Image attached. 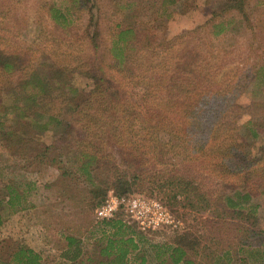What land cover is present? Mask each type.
<instances>
[{
  "label": "trees",
  "instance_id": "trees-1",
  "mask_svg": "<svg viewBox=\"0 0 264 264\" xmlns=\"http://www.w3.org/2000/svg\"><path fill=\"white\" fill-rule=\"evenodd\" d=\"M90 1L76 0L83 12H91ZM52 5L49 18L61 27L67 25L64 14ZM246 6V0H224L220 12L241 18ZM217 16L220 13H214ZM228 22L223 19L211 25L212 35L226 31ZM133 32L132 27L117 30L109 48L112 71L91 62L56 65L40 73L29 53L0 43V110L5 109L0 114L1 134L54 131L57 134L48 145L33 156L24 155L26 161H55L63 176L79 179L95 198H102L108 189L121 195L138 188L182 202L194 212L216 211L220 224L233 229L232 254H240L245 245H261L258 204L253 199L264 194V99L251 103L260 107L258 115L239 123L243 107L232 94L240 90L229 87L231 97H224V87L217 89L212 80L215 71L207 69L187 44L182 45L180 64L133 73L125 55L127 35ZM91 40L96 55L97 44ZM81 76L90 80L88 89L78 84ZM7 118L14 122L7 124ZM50 150L56 156L48 157ZM5 187L7 192L0 196V226L23 206L24 199L10 184ZM102 223L110 227L109 234L94 244L98 259L88 264H146L143 255H132L138 242L131 225L116 216ZM188 237L189 232H183L167 245L157 264H203L190 253L199 244L198 237L189 241ZM64 239V259L86 264L80 239L74 235ZM226 252L218 264H226ZM0 264L43 263L32 249L20 247Z\"/></svg>",
  "mask_w": 264,
  "mask_h": 264
},
{
  "label": "rangeland",
  "instance_id": "rangeland-1",
  "mask_svg": "<svg viewBox=\"0 0 264 264\" xmlns=\"http://www.w3.org/2000/svg\"><path fill=\"white\" fill-rule=\"evenodd\" d=\"M168 1L91 0V12L85 13L76 0H0V37H4L0 43L29 53L40 73H48L56 65L82 66L91 62L110 70L109 48L117 30L132 27L125 55L133 73H152L172 62L180 64L182 45L187 44L207 69L215 71L212 80L217 89L224 87V97H231L229 87L240 90L236 96L232 94L243 107L239 123L258 115L260 107L251 103L264 99V0H246V15L241 18L231 12L221 14L224 0ZM51 3L64 14L67 25L61 27L49 18ZM214 13L220 16L214 17ZM223 19L229 21L225 24L227 30L212 35L215 28L211 25ZM91 38L97 44L96 55ZM78 84L88 89L91 82L81 76ZM3 112L4 108L0 114ZM7 121L13 123L14 119ZM56 134L45 130L6 137L0 131V196L7 192L6 184L24 195L23 206L7 215L0 226V262L26 247L37 253L43 264H69L62 256L64 237L74 235L80 239L81 258L86 264L93 263L98 259L94 244L109 234L110 227L97 222L95 208L108 192H113L111 189L102 198H95L79 179L63 176L55 161L40 163L38 158H31L28 162L24 158L38 153ZM56 154L53 150L46 153L48 157ZM121 195L157 200L168 212V223L156 229L130 226L138 242L132 255H143L146 264H157L166 255V246L183 232H189L188 241L198 237L199 244H194L190 253L203 264H218L225 251L226 264H264V242L245 245L240 254H232L233 229L220 224L216 211L194 212L156 191L135 188ZM253 202L258 204L257 229L264 241V194ZM116 217L125 216L119 210Z\"/></svg>",
  "mask_w": 264,
  "mask_h": 264
},
{
  "label": "built area",
  "instance_id": "built-area-1",
  "mask_svg": "<svg viewBox=\"0 0 264 264\" xmlns=\"http://www.w3.org/2000/svg\"><path fill=\"white\" fill-rule=\"evenodd\" d=\"M119 210L124 213V223L135 224L142 230L156 229L169 221L168 212L159 201L113 192H108L106 198L95 208V218L102 223L115 217Z\"/></svg>",
  "mask_w": 264,
  "mask_h": 264
}]
</instances>
